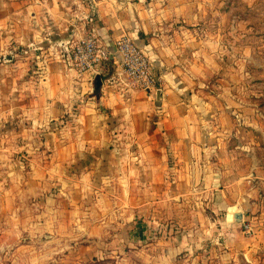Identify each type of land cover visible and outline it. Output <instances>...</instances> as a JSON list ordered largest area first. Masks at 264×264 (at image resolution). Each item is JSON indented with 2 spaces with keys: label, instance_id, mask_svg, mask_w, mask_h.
Masks as SVG:
<instances>
[{
  "label": "rangeland",
  "instance_id": "1",
  "mask_svg": "<svg viewBox=\"0 0 264 264\" xmlns=\"http://www.w3.org/2000/svg\"><path fill=\"white\" fill-rule=\"evenodd\" d=\"M94 1L0 0V264H264L263 249L252 256L245 249L262 212L252 194L264 181V0H144L165 10L176 56L169 53L166 63L173 100L185 103L192 129L215 140L211 157L191 160L167 143L157 155L153 136L134 137L126 118L115 128L109 111L105 144L91 150L72 143L81 128L71 124L92 95V77L69 86L32 71L41 66L37 56L53 58L64 45L43 38L51 25L43 12L97 10ZM89 17L78 18L84 35ZM26 30L29 49H13L10 42ZM10 56L18 64L29 56L30 74L10 79ZM13 82L29 88L27 98H11ZM12 104L43 108L39 125L37 110L25 115L28 138L11 132L22 121L20 111L11 118ZM153 110L152 122L159 116ZM86 138L81 133L80 141ZM71 150L85 157H71ZM236 212L253 226L251 235L233 219Z\"/></svg>",
  "mask_w": 264,
  "mask_h": 264
},
{
  "label": "crops",
  "instance_id": "2",
  "mask_svg": "<svg viewBox=\"0 0 264 264\" xmlns=\"http://www.w3.org/2000/svg\"><path fill=\"white\" fill-rule=\"evenodd\" d=\"M94 2L98 5L97 10H73L66 12L65 10L54 9L47 10V13L43 12V17L49 16L51 19L50 27H47V29L41 33L43 38L48 40L51 38L55 39L58 44L55 46L59 47L63 42L72 37H82L84 35V24L83 22H79L78 18L85 17V14L90 13L93 15V18L91 23H86L87 26L91 27L92 30L96 31L101 36V40L109 49H113L115 40L124 34L147 52L155 66L156 75L161 79L162 91L160 92V99L157 100L152 93L133 91L129 94L119 86H109L108 84H103V82H101L99 93L95 94L94 87L89 88L88 94L92 93V95L87 96L88 99L86 102L82 100V103L79 105L80 110L76 113L73 123L71 124L77 129L81 128L80 134L75 137V140H71L73 141L72 143H76L77 146L79 143H83L88 146V148L90 147L91 150L94 148V143H104L105 124L109 116V113L106 112L109 111L111 114L109 117H111L112 121H115V125L117 126L115 128H119L120 126L124 127L122 121L124 122V118H126L125 122L127 126H125L134 137H140L145 134L153 136V141L151 143L156 144L155 148L159 151L157 155H161L160 153L163 149L161 145L163 143L166 145L167 143L171 148V153L178 158L191 160L197 157V153L198 155H202V157L204 155L211 157L212 154L215 153L214 149H211L214 143L212 141H215L214 138L204 135L199 130L200 127L198 130L201 135H198V130L195 126H193L192 129L191 125L187 123L184 117L186 110L185 103L180 102L181 100H173L176 99L177 96L175 93L172 95V91L170 89V91L168 90L167 80L169 79V75L166 63L171 61V59L167 58V55L171 53L174 58L176 56L168 44L169 41L167 37L169 36L165 34L167 26L164 25L161 18L165 10H151L150 7L145 5L144 0H122L120 4L115 0H97ZM127 3L131 5L129 6V10H126ZM39 9L42 8L39 7ZM27 30L22 31L23 34L21 38H16L10 42L13 49L14 46H18L17 43L26 45L29 49V32ZM49 33H53V35L56 36H51ZM28 49H24L25 54L29 52ZM54 51L53 58H48V60L46 58L47 56L45 57L44 54L41 55L42 57L37 56V58H42L39 60L41 66L37 71L32 72H36L39 77L42 78L65 79L66 82H69V86H71L73 80L77 83L75 79H79V76H77L76 71L69 66L64 54H60L62 50L58 51L57 48H55ZM11 55L16 54H13L11 51ZM28 59L29 56H23L20 61L21 64H18L19 61H14L13 56L9 57L7 61L11 66H9L6 72L10 79L19 77V75L28 76L30 74L29 68L26 69L29 62ZM85 78L87 77H82V79ZM73 89L76 91L75 87H73ZM8 90L12 99L15 98L13 96L19 95L18 92H21V95H26V98L28 97L29 88L25 85H23L21 89H16L13 82ZM26 101L28 100L26 99ZM63 105L67 107L65 112L71 110L72 104L70 102L63 103ZM10 108L11 118L15 115L17 116V111H20L19 115L22 116V121L17 128L13 127V125L10 126L12 128L11 132L17 130L15 131L16 133L28 138L26 131L30 127V123L25 115H28L29 111L37 110L36 121L39 125L40 120L43 119V108L39 106L31 108L30 104L21 107L12 104ZM27 108L31 109L28 110ZM151 108L154 109L153 111L155 113H159L157 114L159 115L158 120L154 119L153 122ZM160 115L163 117H160ZM84 132L87 138L80 141L79 138L81 137V133ZM101 134L102 138L98 139L97 137ZM162 136L163 141H161ZM57 141L59 144L60 140ZM23 144L24 143H21L20 148L24 147ZM27 144L29 143L27 142ZM61 145L62 144L59 146ZM151 150L152 147L149 148V151ZM71 153V157L78 155L76 158L79 157L80 160L82 157H85V152L80 150H71ZM207 167H209V165ZM194 169H197V171L200 170L199 167L192 166V171ZM261 185L262 186L255 188L252 194V197L256 199L255 201L261 200L262 212L255 221L256 234L251 237H246L249 244H251L250 247L246 246V253L251 256L257 249L264 250V181ZM258 189H261L260 191L263 196L258 192ZM256 204L257 203H252V206ZM230 210L233 211V208ZM229 220L228 217V221Z\"/></svg>",
  "mask_w": 264,
  "mask_h": 264
},
{
  "label": "built area",
  "instance_id": "3",
  "mask_svg": "<svg viewBox=\"0 0 264 264\" xmlns=\"http://www.w3.org/2000/svg\"><path fill=\"white\" fill-rule=\"evenodd\" d=\"M88 21L92 22V17ZM90 30L86 35L72 37L62 44L63 54L77 76L90 75L93 80L96 75L104 74L103 84L119 86L126 92L148 91L154 96L157 91H162L161 79L143 48L123 34L115 40L114 48L109 49L94 33L96 31ZM109 64L112 66L110 73ZM241 222L243 232L251 235L254 232L251 223L245 222L243 217Z\"/></svg>",
  "mask_w": 264,
  "mask_h": 264
},
{
  "label": "water",
  "instance_id": "4",
  "mask_svg": "<svg viewBox=\"0 0 264 264\" xmlns=\"http://www.w3.org/2000/svg\"><path fill=\"white\" fill-rule=\"evenodd\" d=\"M93 84H94V89L95 90H98L100 88V86H101V79H100V76L99 75H96L95 76ZM155 98L157 100L160 99V91H157L155 93ZM241 218H242V214L240 212H236V213L233 214V219L235 221L240 222L241 221Z\"/></svg>",
  "mask_w": 264,
  "mask_h": 264
},
{
  "label": "trees",
  "instance_id": "5",
  "mask_svg": "<svg viewBox=\"0 0 264 264\" xmlns=\"http://www.w3.org/2000/svg\"><path fill=\"white\" fill-rule=\"evenodd\" d=\"M108 68H109V71H108V72L110 73L111 70H112V66H111V64L108 65ZM109 73H108V74H109ZM99 76H100V79H101V80L104 78V74H103V75H99ZM105 76H106V75H105ZM99 89H100V88H99ZM99 89H98V90H95V89H94L95 94L98 93ZM137 226H138V224H137ZM144 229H145V228H139V229H137V233L142 234V232L144 231Z\"/></svg>",
  "mask_w": 264,
  "mask_h": 264
}]
</instances>
